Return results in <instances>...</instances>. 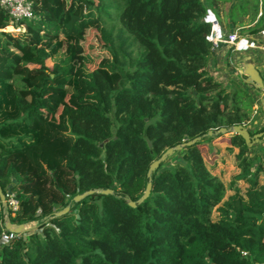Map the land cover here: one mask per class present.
I'll use <instances>...</instances> for the list:
<instances>
[{
  "label": "trees",
  "instance_id": "obj_1",
  "mask_svg": "<svg viewBox=\"0 0 264 264\" xmlns=\"http://www.w3.org/2000/svg\"><path fill=\"white\" fill-rule=\"evenodd\" d=\"M217 1L32 0L16 22L0 6V189L11 224L37 223L0 264H264V157L231 134L256 120L254 85L209 68ZM237 5L248 21L262 8L246 32L264 27V0ZM220 128L238 149L224 200L199 148ZM4 218L0 202V235Z\"/></svg>",
  "mask_w": 264,
  "mask_h": 264
},
{
  "label": "rangeland",
  "instance_id": "obj_2",
  "mask_svg": "<svg viewBox=\"0 0 264 264\" xmlns=\"http://www.w3.org/2000/svg\"><path fill=\"white\" fill-rule=\"evenodd\" d=\"M217 2L219 4V11L222 14L218 17L220 23L221 24L225 23V24H227V26L229 25V22H231V23L233 22V23L237 24V22L239 20V16H240L239 14L242 12L240 9V6L238 7L239 4L236 6V3L238 2V0H237V2H236V0H221V1L218 0ZM231 5H232V7H231ZM230 9H232V10L230 11ZM242 18H245V16ZM242 18H240V19H242ZM8 26L12 27L11 29L7 30L12 35H17L19 33V31H23L25 29L24 25L23 26L8 25ZM225 49H226V46L222 47V49H220V51L218 52L220 56L225 51ZM250 52H252V53L256 52L257 53L256 55L264 56V52L259 51V50L254 51L253 49H249L248 51H243V52H238V53H240L241 56H245V55L249 54ZM48 63L50 64L51 62H48ZM211 71H213V70H211ZM219 71H220V68L218 66H216V72L215 73H217V74L215 76H217L220 73ZM258 71H259V74H261V71L263 72V67L259 68ZM251 93L253 96H254V93L259 95L260 94V88H257L254 86L252 88ZM254 109H255V104H254ZM258 111L259 110H257L256 116H258ZM256 120H257V118H256ZM256 120H255V122H256ZM261 125H258L257 127H259ZM256 128H254L253 131ZM228 135H230V133H223L222 136L215 137L210 141H204L199 145V148L202 152V156L204 158V161H205L207 167L209 168L210 172L217 175L223 181V183L226 187L223 200L226 199V197H228L230 194L233 193V191L228 190L227 186H228L229 182L232 180V178L234 177V175L238 172V169H237L236 164H235V154L237 153L238 149L235 147L234 148L232 147V149L229 150V147H231V146H227L229 144ZM255 149H257V148H255ZM261 152H264V149L261 150ZM176 159H178V158L175 157V158H173L172 161H174ZM259 182L264 183V175H261L259 177ZM237 185L240 187H244V184L240 180L237 181ZM216 215H217V213L213 210L212 216L215 218ZM36 224H37L36 222L27 223V224H25V229L28 231L34 230L36 228ZM25 235H27V234H25Z\"/></svg>",
  "mask_w": 264,
  "mask_h": 264
},
{
  "label": "built area",
  "instance_id": "obj_3",
  "mask_svg": "<svg viewBox=\"0 0 264 264\" xmlns=\"http://www.w3.org/2000/svg\"><path fill=\"white\" fill-rule=\"evenodd\" d=\"M0 6L6 10L13 21L20 19H28L33 16L32 0H0ZM204 22L209 23L210 29L206 39L211 43L212 48L220 49L223 46L232 47L237 52L248 51L249 49L261 50L264 52V27L255 33H240L237 29L232 32H225L222 24L218 21L215 15L207 9L206 15L203 18ZM20 26H23L20 25ZM25 26V25H24ZM262 87L260 93L264 96V66L263 72L260 74ZM5 200V222L7 221V211L14 213L18 208V201L15 194L10 189L4 193ZM7 210V211H6ZM4 222V223H5ZM17 234L7 229L3 230L0 235V246L11 240Z\"/></svg>",
  "mask_w": 264,
  "mask_h": 264
},
{
  "label": "crops",
  "instance_id": "obj_4",
  "mask_svg": "<svg viewBox=\"0 0 264 264\" xmlns=\"http://www.w3.org/2000/svg\"><path fill=\"white\" fill-rule=\"evenodd\" d=\"M261 12H262V8H261V6H259L258 7V13H257L256 17L254 18V20L252 19V20L248 21L247 18L245 17V18L239 19L237 24H232L231 22H229L228 26L225 23L222 24V26H223L225 32H232V31L237 29L240 33L247 34L248 32H246L245 30L249 26L253 25L256 22L257 18L260 16ZM223 47H225V46H223ZM220 49H222V48H220ZM220 49H218L214 55V62H213L214 66L210 65L209 68H210V70H213L214 75H216L217 74V73H215L216 72V66H218L220 68V71H219L220 73L216 76V78L218 80L223 81V82H226L228 80H232V81H235L237 83H240V77L245 75L243 65L246 63H251L257 70H259V68H262L264 66V56H258V55H256L257 54L256 52L255 53L250 52L249 54H247L245 56H241L240 53L235 51L232 47L226 46L225 51L220 56L218 53L220 51ZM254 51H256V50H254ZM259 51H261V50H259ZM244 81L246 82V78L244 79ZM250 87H252V86L250 85ZM254 101H255V109H256V111L257 110H259V111H258V116H256V118H257L256 122L247 128L245 127L246 130L250 134L253 133V129L256 128L258 125L264 124V96H262L261 93L259 95L254 93ZM263 139H264V137H262L260 139V142H258L259 144L258 143L254 144L251 147V149L260 153L264 157V152H261V150L264 149V140ZM227 146H230V145L228 144ZM255 148H257V149H255Z\"/></svg>",
  "mask_w": 264,
  "mask_h": 264
},
{
  "label": "water",
  "instance_id": "obj_5",
  "mask_svg": "<svg viewBox=\"0 0 264 264\" xmlns=\"http://www.w3.org/2000/svg\"><path fill=\"white\" fill-rule=\"evenodd\" d=\"M243 67H244V74L247 76L246 77V82L254 85L257 88H261L262 87V80H261L259 71L251 63H246V64L243 65ZM219 132L225 133L226 129L225 128H220ZM211 134H212V132L208 131V135H211ZM231 134L240 135L243 138L245 144L248 147H252L254 144L260 142V139L262 137H264V131L258 132V133H254L253 135H251L246 130V128L243 125H240V124L239 125H234L231 128ZM198 140H199V137H196V138H194V139H192L190 141L182 143L181 145H177L174 148L170 147V148L166 149L165 152L162 153V155L160 156L159 159H156V160H154L151 163V165L149 166V169L147 171V176H150L151 171H153L158 166L159 162L164 161L167 156H171L174 153L175 149L176 150H180V148L183 145H190V144H192V143H194V142H196ZM150 189H151V184H150V182H148L146 184V187H145V190H144L142 196L138 200L139 202L148 196V194L150 192ZM91 192L92 191H87V192H85L83 194L77 195V196L74 197V200H79L82 197H84L86 195V193L89 194ZM110 192H111V190H109V189L101 190V193H104V194H107V193H110ZM0 202H1L2 206L5 207L4 194L2 193L1 189H0ZM128 203H129L130 206H134V202L129 201ZM67 210H68V207H64L62 210L56 212V214H58V215L62 214L64 212H66ZM5 228L7 230H9V231L15 232L16 234H20V233H22V232H24L26 230L25 226L23 224L13 225L8 220L5 222Z\"/></svg>",
  "mask_w": 264,
  "mask_h": 264
},
{
  "label": "clouds",
  "instance_id": "obj_6",
  "mask_svg": "<svg viewBox=\"0 0 264 264\" xmlns=\"http://www.w3.org/2000/svg\"><path fill=\"white\" fill-rule=\"evenodd\" d=\"M208 10H210L209 8H208ZM211 11V10H210ZM212 12V11H211ZM213 13V12H212ZM214 14V13H213Z\"/></svg>",
  "mask_w": 264,
  "mask_h": 264
}]
</instances>
